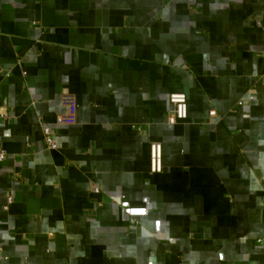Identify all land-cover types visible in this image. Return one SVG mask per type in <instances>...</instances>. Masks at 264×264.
<instances>
[{"label": "crops", "instance_id": "obj_1", "mask_svg": "<svg viewBox=\"0 0 264 264\" xmlns=\"http://www.w3.org/2000/svg\"><path fill=\"white\" fill-rule=\"evenodd\" d=\"M263 48L264 0H0V264H264Z\"/></svg>", "mask_w": 264, "mask_h": 264}, {"label": "built area", "instance_id": "obj_2", "mask_svg": "<svg viewBox=\"0 0 264 264\" xmlns=\"http://www.w3.org/2000/svg\"><path fill=\"white\" fill-rule=\"evenodd\" d=\"M264 55V48H263ZM62 100L67 106V112L58 116L56 123H72L75 117L76 104L73 96L67 93L62 94ZM170 105L166 113V119L169 123H175L186 118V96L180 92H173L168 95ZM44 144L48 149L55 147L54 135L55 127L42 126ZM6 153L0 148V161L4 160ZM149 170L151 173H157L162 170V148L158 141L149 142Z\"/></svg>", "mask_w": 264, "mask_h": 264}]
</instances>
